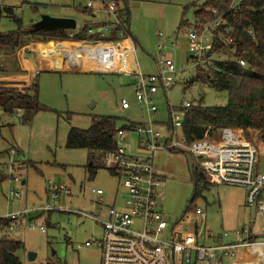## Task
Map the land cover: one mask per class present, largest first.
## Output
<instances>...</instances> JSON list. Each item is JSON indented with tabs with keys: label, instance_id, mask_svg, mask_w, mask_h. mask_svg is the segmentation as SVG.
<instances>
[{
	"label": "rangeland",
	"instance_id": "rangeland-1",
	"mask_svg": "<svg viewBox=\"0 0 264 264\" xmlns=\"http://www.w3.org/2000/svg\"><path fill=\"white\" fill-rule=\"evenodd\" d=\"M88 1L0 0V5L13 7L27 28L47 13L75 18L78 29L85 23L101 18L99 15L92 20L89 11L80 10ZM93 1L97 3V0ZM194 1L204 2L128 1L130 32L134 44L127 45L134 48L141 71L144 74L158 72L161 45L165 46L161 51L174 60L177 70L185 68L175 74V85L167 91L160 85L152 95L157 107L156 114L150 115L146 104L138 101L136 83L133 81L134 68L130 65L132 60H125L126 64L120 62L111 39L70 38L61 44L52 42L56 39L42 40L39 49L27 47L23 56H18L17 51L8 48L0 49V86H15L7 84L13 82L8 78L28 74L22 70V63L33 64L37 72L30 75L28 81H33L37 75L39 102L45 106L30 123L20 122L17 113L2 114L0 162L7 164L9 157L14 156L16 162H23L26 167H17L11 175L7 164L5 169L9 178L0 180V215L46 204L47 187L57 189L68 181L67 178L72 191L71 195L58 198L55 204L73 210L30 212L17 220L10 236L23 241L25 245V249L16 252L23 264L101 263L100 249L86 243L93 237H100V226L90 216L74 210L100 214L101 207L97 204L100 195L94 193L92 188L105 190L102 198L106 205L112 203L117 190L121 192L118 187L120 183L105 167L98 168L95 176L90 179V172L86 169L88 150L66 146L71 127L89 128L102 115L116 116L119 124L127 121L144 123L151 116L156 128L162 133L161 141L164 145L169 130L171 106L180 107L186 101L196 102L201 97L206 105L226 104L228 101L226 90L203 85L202 70L189 68L186 63L189 25H179L182 17L189 23L195 19L192 7L184 10L186 5ZM16 28L14 20L6 16L0 18V31ZM29 39L23 36L21 42L27 43ZM125 52L130 55V51ZM124 56L128 57L122 53ZM122 99L129 103L128 108H122ZM238 133L245 140L262 144V139L255 132L251 135ZM176 134L178 139H184L182 129H177ZM121 145H125L128 152L139 153L138 133L126 130ZM12 150L17 153H12ZM154 163L166 175V182L160 188L159 203L163 212L170 216L169 230L172 228L173 234L178 236L182 232H191L200 227L203 219L207 230L221 234L227 232L225 240L228 241L235 239L236 229L252 227L254 231H262V216L256 208L247 204L245 186L220 183L208 178L207 186L201 189V195L194 201L195 205L203 208L205 215H197L196 212H186V209L195 192L192 170L195 166L199 168L200 164H196L188 152L165 146L156 152ZM14 175L19 181L11 178ZM33 218L37 223L34 227ZM42 223L46 225L45 232L39 229ZM263 238L264 235L260 233L258 239ZM30 251L36 253L34 259L29 258ZM234 261L225 258L223 264H235Z\"/></svg>",
	"mask_w": 264,
	"mask_h": 264
},
{
	"label": "built area",
	"instance_id": "built-area-1",
	"mask_svg": "<svg viewBox=\"0 0 264 264\" xmlns=\"http://www.w3.org/2000/svg\"><path fill=\"white\" fill-rule=\"evenodd\" d=\"M241 0H232L228 11H235ZM86 7L93 13L98 10L105 13L97 27L103 35L110 34L112 28H117L118 39L113 40L120 62L126 64L122 53L130 51L136 80V96L138 101L145 103L149 114L157 113V107L152 95L160 85L167 91L176 84L177 70L174 60L164 51V45L159 46L158 72L144 74L136 61L132 35L127 28L124 17L118 11L117 0H89ZM213 17L204 20L195 17L187 30L188 47L186 63L188 67L203 68L204 70L221 71L217 62H237L246 66L244 58L246 51L240 52L234 41L231 25L224 14H219L215 8L210 9ZM90 31H94L91 28ZM253 35L251 30H248ZM127 43H129L127 45ZM230 73V72H229ZM191 89L193 82L190 83ZM203 100V97L198 98ZM193 101H186L180 107L171 106L169 110V130L165 143L162 145V133L156 128V123L150 119L144 123H136L132 130L139 136V153L126 150L121 142L125 139V129H120L116 135L118 148L106 153L103 167L118 180L119 188L113 195L111 204H103V188H92L100 195V214H88L82 210H74L90 216L101 229L100 237L87 240V244L98 247L101 251L100 264H223L225 258L235 259L236 264H264V139L258 145L243 139L230 126L222 127L216 138L196 139L187 142L178 139L176 131L181 129L183 119L190 110ZM122 108H128L129 103L122 99ZM163 146L169 149H180L188 152L199 163L208 178L220 183L242 185L247 188L246 202L256 208L262 216V231H254L252 227L236 229L234 240H225L228 233H215L205 228L204 219L200 227L191 232H182L178 236L169 230V218L160 208V188L166 182V175L154 163L156 152ZM12 153H17L12 150ZM9 173L14 174L17 167H26L23 162H16L10 156L7 162ZM196 167V166H195ZM198 168V167H197ZM66 177V176H65ZM19 181L17 176H13ZM59 188L47 187L48 202L32 207L0 215V218L10 217L13 221L7 225L6 231L15 228L16 221L21 215L30 212H46L50 210H73L55 201L71 195L69 178ZM197 215H205L203 208L196 209ZM37 225L33 218L32 226ZM42 232L46 231L44 223L39 225ZM1 234V232H0Z\"/></svg>",
	"mask_w": 264,
	"mask_h": 264
},
{
	"label": "trees",
	"instance_id": "trees-1",
	"mask_svg": "<svg viewBox=\"0 0 264 264\" xmlns=\"http://www.w3.org/2000/svg\"><path fill=\"white\" fill-rule=\"evenodd\" d=\"M123 1L125 5L123 4ZM129 0H117L118 11L124 17L130 31ZM232 0H204L192 2L184 7L194 9L195 17L204 20L212 16L210 9L215 8L219 14H224L228 22L234 26L232 36L241 51L245 50L246 66L237 62H217L221 71L204 70L203 85H209L218 90H226L228 101L226 104L206 105L202 100L192 102L190 110L183 119L181 127L184 139L192 142L196 139L216 138L222 127L230 126L236 131L251 135L257 133L264 139V0H241L235 11H228ZM89 11L90 8H80ZM9 17L17 23V28L0 31V49L8 48L15 52L21 47L35 41H48L49 39H111L117 40V28H112L110 34L103 35L97 30L104 22H89L81 28H41L34 29L23 25L22 18L17 16L13 7L0 5V18ZM185 18H181L179 27L190 25ZM94 28V31H90ZM248 30L253 32L250 35ZM23 36H28L29 42L22 43ZM133 42L134 39L132 38ZM230 72V73H229ZM200 77V74H199ZM192 83V82H191ZM187 85L189 82L186 83ZM45 109L39 102V86L37 75L26 87L0 86V136L2 132V114L12 115L17 113L22 123H30L36 113ZM134 122L127 121L119 124L116 116L102 115L97 117L89 128L71 127L67 134L66 146L69 148H85L89 152V162L86 169L92 179L97 169L103 167L106 153L114 152L118 148L116 135L120 129L132 130ZM7 164L0 162V180L9 178L6 172ZM195 183V192L187 206L186 212H196L199 207L195 199L201 195V189L207 186L206 173L197 167L192 170ZM13 218H0V264H23L16 254L20 249H25L23 241L14 239L6 227Z\"/></svg>",
	"mask_w": 264,
	"mask_h": 264
},
{
	"label": "crops",
	"instance_id": "crops-1",
	"mask_svg": "<svg viewBox=\"0 0 264 264\" xmlns=\"http://www.w3.org/2000/svg\"><path fill=\"white\" fill-rule=\"evenodd\" d=\"M86 7V6H85ZM89 13H90V17L92 18V20L93 19H97L98 18V16L99 15H101V18L99 19V20H97V21H94V22H98V21H100L102 18H104L105 17V13H103V11H101V10H98V11H96L95 13H93V11H92V9H90L89 10ZM77 27V26H76ZM82 27V26H81ZM80 27V28H81ZM76 30H77V28H75ZM74 29V30H75ZM79 29V28H78ZM53 43H58V44H61V43H63V42H66L65 41V39H56V40H53L52 41ZM40 43H42L41 41H38V42H35L34 44H33V42L32 43H29V44H27V45H25V46H23L20 50H17V53H18V56L20 55V56H23V54L25 53V51L26 50H28L27 49V47H35V49L37 50V49H39L40 47H39V45H40ZM135 54V53H134ZM186 55H187V52H186ZM135 56V55H134ZM59 61H61L62 62V60L59 58ZM22 70L23 71H25L26 73H28V74H24L23 76H20V75H18V76H14V77H9L8 79H10V80H12L13 82L12 83H7V84H10V85H18V86H20V87H26V86H28L29 85V82L30 81H28V79L30 78V75H35V72H37V68H35L34 67V65L33 64H29V63H22ZM134 77V76H133ZM135 78V77H134ZM134 78H133V80H134ZM19 81V82H18ZM26 182V180H24L23 181V183H25ZM81 185H84L83 183H81ZM25 214H23V215H21V217L19 218V220H21V218L24 216ZM17 222V221H16ZM234 263L236 264V262L234 261Z\"/></svg>",
	"mask_w": 264,
	"mask_h": 264
},
{
	"label": "water",
	"instance_id": "water-1",
	"mask_svg": "<svg viewBox=\"0 0 264 264\" xmlns=\"http://www.w3.org/2000/svg\"><path fill=\"white\" fill-rule=\"evenodd\" d=\"M77 26L76 19L68 16H55L51 14L44 13L40 16V18L32 24L34 29L41 28H62V29H75ZM136 80V78H134ZM23 155V154H22ZM166 218H169V215H166ZM29 258L34 259L36 257V253L30 251Z\"/></svg>",
	"mask_w": 264,
	"mask_h": 264
},
{
	"label": "bare ground",
	"instance_id": "bare-ground-1",
	"mask_svg": "<svg viewBox=\"0 0 264 264\" xmlns=\"http://www.w3.org/2000/svg\"><path fill=\"white\" fill-rule=\"evenodd\" d=\"M123 54L124 55H128V57L127 56H124L123 57V60H130L131 59V57H129L130 55L127 52H123Z\"/></svg>",
	"mask_w": 264,
	"mask_h": 264
}]
</instances>
